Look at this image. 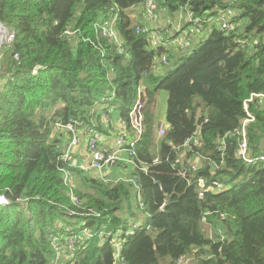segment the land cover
<instances>
[{
  "label": "trees",
  "instance_id": "16d2710c",
  "mask_svg": "<svg viewBox=\"0 0 264 264\" xmlns=\"http://www.w3.org/2000/svg\"><path fill=\"white\" fill-rule=\"evenodd\" d=\"M144 4L0 0V22L17 32L0 48V194L9 200L0 204V264H54L56 240L65 257L56 264H264V0H160L171 17L235 14L234 30L206 20L184 50L172 44L177 32L155 48L137 31L146 24L129 10ZM115 6L125 52L95 27ZM164 54L173 63L158 74ZM139 100L141 133L131 116ZM112 110L135 152L132 175L117 182L64 160L56 134L71 119L104 130ZM247 119L249 160L238 154Z\"/></svg>",
  "mask_w": 264,
  "mask_h": 264
},
{
  "label": "built area",
  "instance_id": "2783aa9c",
  "mask_svg": "<svg viewBox=\"0 0 264 264\" xmlns=\"http://www.w3.org/2000/svg\"><path fill=\"white\" fill-rule=\"evenodd\" d=\"M159 2L160 0H145V4H144L143 9L141 10V13L143 17H146L145 18L146 20L147 18L148 19L152 17L156 18L157 13H158L157 10L159 9ZM207 12H210V11H207ZM186 15L189 21L188 22L189 28L191 26L193 30L202 29L203 24L206 20L212 21L214 19L222 21L220 25H221V28L224 30L232 31L236 28L235 24L232 22V19L234 18L235 14L231 9L227 10V12H219L217 13V16L215 18H211V19L195 16V14L191 11H188ZM118 22H119V9L115 6L109 9V11L101 18V20L96 23L95 27H96V31H98L101 36H103L107 40H110L116 43L120 52H125V48L122 47V41L117 31ZM171 24L172 22H169V24H167L166 26L154 27V28L150 27L149 25L140 26L138 27L137 31L139 33H143L148 36V40L152 44L151 45L152 47L156 48V46L158 45L166 46L165 42L163 41V37H164V34L166 35V33L168 32L171 33V29H170ZM66 33L68 34V36H73L75 34V31L67 30ZM191 33L192 31L189 29V32L186 33L185 37H183L181 41L179 42L176 41L177 39L176 38L174 42L177 43L179 47L183 50L186 48L192 47L195 35ZM16 37H17V32L14 27L7 25L3 22H0V48L12 45ZM15 58L17 59L18 55H16ZM154 65L155 67H157V69H159L162 66L169 67L170 61H169L168 55L164 54L159 57L157 56L155 58ZM259 97L263 99L264 94L259 95ZM252 99L253 98L248 99V102L251 101ZM247 103L245 104V109L248 111V109L246 108V106H248ZM142 107H143V104L139 100L134 105V108L131 112L132 124L139 133L142 132V124H141L142 118H143L141 114ZM110 116L111 115H107L106 119L111 121ZM249 122H250V119H247L243 123V128L241 129L243 133L242 142H241V147L238 150V154L244 157L246 160H249V159L246 157L247 156V140H246L245 126ZM122 125L123 127L124 126L126 127L125 123L123 122H122ZM86 126L83 121L71 119L70 122L66 125H58L57 129L61 128L67 131L68 133L72 134L73 136L71 138L70 144L72 146H76L80 144L79 137L75 135L78 128H87L90 133H93L94 129L92 130V128L86 127ZM164 133H165V125H161L160 134L163 135ZM197 135L198 133L196 132L191 140L193 141L197 140ZM133 145H134V142L133 140H131V137L128 135L127 136L123 135V136H119L115 138L112 149H109V150L103 149L101 148L99 144L98 135L96 133L91 136V138L89 139L88 145H87L88 152L91 154V163L89 167L93 169H97L101 172H104L106 171V169H110L111 167H113L119 162L132 164L133 156L135 155L134 149L132 148ZM124 152H125V156L123 155ZM69 153L70 151L69 149H67V151H65L64 153V160L69 159ZM64 171H65V180L66 181L70 180L69 177H70L71 172L69 170H64ZM200 184L202 187H204L205 185L203 181H201V179H200ZM216 187H217V190L219 189L223 190L227 188L225 184H221V183H216ZM8 203H9V200L4 195L0 194V204L4 205ZM74 243H75V238L71 237L70 244L72 247L74 246ZM54 247L57 250L56 260L54 262V264H56V262H58V260L60 259L61 254H63V251L61 253V247L59 246L57 240L54 242ZM187 263H188V260H186L185 258H181L177 262V264H187Z\"/></svg>",
  "mask_w": 264,
  "mask_h": 264
},
{
  "label": "crops",
  "instance_id": "0c3cea01",
  "mask_svg": "<svg viewBox=\"0 0 264 264\" xmlns=\"http://www.w3.org/2000/svg\"><path fill=\"white\" fill-rule=\"evenodd\" d=\"M160 15L163 14V18H169L170 22H172V24L170 25L172 28H174V24L175 21H177L178 19L182 18V16L186 15V12L183 13H179L174 17L169 16L170 14L166 11V10H162L159 13ZM143 15L140 12L139 13V19L137 20H142L144 21L143 23H145L146 25H149L150 27H161L165 24L164 21L161 20H157L158 17V13L156 16V20L154 21V23H160L158 26L157 25H153V23L150 21H147L146 19H142ZM184 21V19H183ZM188 23V22H187ZM186 23V24H187ZM186 27H189V25L187 24ZM192 32H195L197 30H193L192 28H189ZM200 35V34H199ZM207 34H203L201 36H196V39H200L204 36H206ZM173 45H175V42L172 43ZM176 54V52L174 53ZM4 59V57L0 56V63L2 62V60ZM173 62H171L172 64ZM168 67L162 66L158 69V74L164 73L166 71ZM167 101H168V93L165 91H162L160 93L159 96V100H158V104H157V109L155 112V120L156 123L159 125H168L167 124V120H166V111H167ZM107 112H103L102 113V126L104 128V130H93V133H90L89 130L87 128H78V130L76 131V134L79 139H80V144L76 145V146H72L71 143V138H72V134L68 133L67 131L59 128L56 131V134L58 136V138H60V140H62V145H63V150L64 153L65 151H67V149H69L70 153H69V161L71 162V164L83 171H85L86 173H89L90 176L92 177H97L100 178L104 181H112V182H117L119 180H124L126 178H129L133 171L134 168L133 166H131L128 163H124V162H119L116 165H114L113 167H111L110 169H106V171L101 172L97 169H93L90 168V163H91V154L88 152V142L89 139L91 138L92 135L96 134L98 135V141L99 144L101 146V148L103 149H112L113 145H114V141L115 138H117L121 132H122V120L120 118V113L119 111L114 112L112 110V112L110 113V117H111V124L108 123V120L106 119ZM86 126V125H85ZM88 127V126H86ZM96 132V133H95ZM124 134L126 133L123 132ZM123 155L125 156V152L123 153ZM138 197L133 199V203L136 204L138 201Z\"/></svg>",
  "mask_w": 264,
  "mask_h": 264
},
{
  "label": "rangeland",
  "instance_id": "374dc122",
  "mask_svg": "<svg viewBox=\"0 0 264 264\" xmlns=\"http://www.w3.org/2000/svg\"><path fill=\"white\" fill-rule=\"evenodd\" d=\"M143 9V7H141V9L140 10H138L137 9V7L136 8H132L131 10H129V13L130 14H132V16H133V14H134V16L137 18V19H139V13L141 12V10ZM157 12H158V10H157ZM160 12H158V17H157V20H161V21H164L165 22V24L163 25V26H166L167 24H169V22H170V19L169 18H163V14H159ZM183 17V19H184V21H183V19L182 18H180V19H178L177 21H175V23H173L174 24V28H171V33L172 32H177V33H179L180 35L179 36H177L176 38V41H181L182 40V38L183 37H185V35H186V33H188L189 32V27H186L187 26V22H189L188 21V18H187V15H185V16H182ZM136 18H134L135 20H137ZM146 17H142V19H145ZM156 19L155 18H150V19H148L147 18V21H151L152 23H153V25H159L160 23H154V21H155ZM211 21V20H210ZM219 23H222V21H219V20H217ZM172 22H173V20H172ZM187 23V24H186ZM190 28H191V26H190ZM192 34H194V32H192ZM195 35V34H194ZM11 46V45H10ZM10 46H5V48L6 49H8ZM2 48V47H1ZM177 49H181L180 47H177ZM2 56H4V55H2ZM171 63V62H170ZM1 64V67H0V75L2 74V75H4L5 74V71H6V66H8L7 64H8V61H7V59L5 58V56H4V59L2 60V62L0 63ZM4 84V80H2V81H0V86L2 87V85ZM165 92V91H164ZM263 101H264V98L262 99ZM246 108L247 109H249V107L248 106H246ZM108 123L109 124H111V121L110 120H108ZM73 179L74 178V174L73 173H71L70 174V177H69V179ZM26 206H24V208H25ZM207 231H208V234H209V236L211 237V236H213V230H212V228L211 229H207ZM75 244V243H74ZM65 258V257H64ZM63 258V254H61V256H60V259H64ZM189 260V259H188ZM189 263H190V260H189ZM188 263V264H189Z\"/></svg>",
  "mask_w": 264,
  "mask_h": 264
},
{
  "label": "water",
  "instance_id": "95a60500",
  "mask_svg": "<svg viewBox=\"0 0 264 264\" xmlns=\"http://www.w3.org/2000/svg\"><path fill=\"white\" fill-rule=\"evenodd\" d=\"M166 206L163 207V209L165 208Z\"/></svg>",
  "mask_w": 264,
  "mask_h": 264
}]
</instances>
